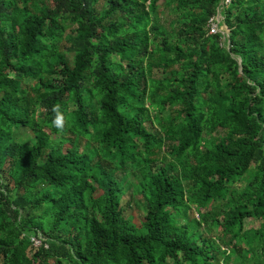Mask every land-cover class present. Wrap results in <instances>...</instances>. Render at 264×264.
<instances>
[{
	"label": "trees",
	"instance_id": "16d2710c",
	"mask_svg": "<svg viewBox=\"0 0 264 264\" xmlns=\"http://www.w3.org/2000/svg\"><path fill=\"white\" fill-rule=\"evenodd\" d=\"M98 1L0 0V264H264V0Z\"/></svg>",
	"mask_w": 264,
	"mask_h": 264
},
{
	"label": "rangeland",
	"instance_id": "374dc122",
	"mask_svg": "<svg viewBox=\"0 0 264 264\" xmlns=\"http://www.w3.org/2000/svg\"><path fill=\"white\" fill-rule=\"evenodd\" d=\"M46 1L49 3V0H46ZM98 3H99V6H100V7H99V10H102V9L105 7V5H106L105 0H99ZM159 7H160V8H163L162 5H159ZM168 9H169V8H168ZM164 11H165L166 13H162L161 11H158L159 20H160L161 23H164V22L168 19V17H170V15L167 14L168 10H167L166 8H165ZM215 28H216V30H219V31H226V29H225L222 25H220V24H219V26L216 25ZM173 66H175V64H174ZM145 105H146V104H145ZM149 112H151V111H149ZM158 114H159V113L154 114V112H153V113L151 112V113L149 114V118H151V120L153 121L154 124H156V121L158 120ZM32 128H33L34 131H45V132H47V130H46L42 125H39V124H34V125L32 126ZM50 136H51V134H50ZM132 170H133V169H128V170L126 171V173H125L126 178L128 179V181H131V182H132V176H131V174H130L129 171H132ZM238 185H239V183H237L235 186L237 187ZM19 192H20V191H19ZM133 192H134V189H133ZM190 213H191V215L193 216V218H195V219L198 218V217L195 215V213H193L192 207H190L189 210L187 211V216H190ZM125 214H128L129 217H130V219H131L134 223H136V224L138 223V219L141 217L142 212H141V210H140V205H139V203H138V202H134L133 198H132V200L129 202V205L127 206V209H126V211H125ZM244 222H245V220H244ZM245 227H246V225H245ZM218 228H219V227H214V229L212 230V233H217V232H218ZM33 241H34L35 243H37L36 240L33 239ZM238 242H240V243H244V242H245V239H244V238H243V239H240V240H238ZM32 249H33L32 246L27 248V250H26L27 255L32 251ZM219 255H220V254H219ZM222 258H223L222 256H219V257H218V261H219V262L222 261V260H221ZM231 259H232V258H231L230 256H228V258H225L224 260L227 261V262L229 263V261H230Z\"/></svg>",
	"mask_w": 264,
	"mask_h": 264
},
{
	"label": "built area",
	"instance_id": "2783aa9c",
	"mask_svg": "<svg viewBox=\"0 0 264 264\" xmlns=\"http://www.w3.org/2000/svg\"><path fill=\"white\" fill-rule=\"evenodd\" d=\"M228 0H223V2H227ZM218 5L220 6L221 5V0L219 1ZM209 32H214V31H219V30H216L215 26H219V20L217 19L216 16H214L213 18H210L209 19ZM34 238H32V241H33ZM37 241V239H34ZM33 245H37L38 244V241L37 243H35L34 241L32 242Z\"/></svg>",
	"mask_w": 264,
	"mask_h": 264
},
{
	"label": "water",
	"instance_id": "95a60500",
	"mask_svg": "<svg viewBox=\"0 0 264 264\" xmlns=\"http://www.w3.org/2000/svg\"><path fill=\"white\" fill-rule=\"evenodd\" d=\"M218 16H219V9H217V12H216V17H217V19H219L218 18ZM220 33L223 35V32L222 31H220ZM222 41H223V46H225L226 47V42L224 41V38L222 37Z\"/></svg>",
	"mask_w": 264,
	"mask_h": 264
},
{
	"label": "crops",
	"instance_id": "0c3cea01",
	"mask_svg": "<svg viewBox=\"0 0 264 264\" xmlns=\"http://www.w3.org/2000/svg\"><path fill=\"white\" fill-rule=\"evenodd\" d=\"M218 3H219V1H218ZM218 3H217V7H216V12H217V9H220V6L218 5ZM215 16H216V14H215ZM218 20L220 21V13H219V16H218Z\"/></svg>",
	"mask_w": 264,
	"mask_h": 264
},
{
	"label": "clouds",
	"instance_id": "9594fccd",
	"mask_svg": "<svg viewBox=\"0 0 264 264\" xmlns=\"http://www.w3.org/2000/svg\"><path fill=\"white\" fill-rule=\"evenodd\" d=\"M219 24L222 25L220 21H219ZM222 26H223V25H222ZM223 27H224V26H223ZM224 28H225V27H224ZM225 29H226V28H225ZM219 32H220V31H219ZM222 32H223V35H222V36H223V38H224V35H225V32H226V31H222Z\"/></svg>",
	"mask_w": 264,
	"mask_h": 264
}]
</instances>
